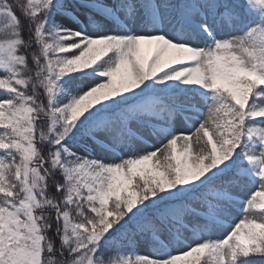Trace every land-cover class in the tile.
<instances>
[{"label":"snow or ice","instance_id":"obj_1","mask_svg":"<svg viewBox=\"0 0 264 264\" xmlns=\"http://www.w3.org/2000/svg\"><path fill=\"white\" fill-rule=\"evenodd\" d=\"M0 264H264V0H0Z\"/></svg>","mask_w":264,"mask_h":264},{"label":"rangeland","instance_id":"obj_2","mask_svg":"<svg viewBox=\"0 0 264 264\" xmlns=\"http://www.w3.org/2000/svg\"><path fill=\"white\" fill-rule=\"evenodd\" d=\"M187 125H185V129H187ZM160 146V142L159 141H153V150L156 148V147H159ZM234 215L238 216L239 213L236 212Z\"/></svg>","mask_w":264,"mask_h":264}]
</instances>
